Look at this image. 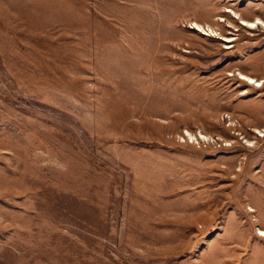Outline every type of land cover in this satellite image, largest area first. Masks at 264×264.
Here are the masks:
<instances>
[{"label": "rangeland", "instance_id": "obj_1", "mask_svg": "<svg viewBox=\"0 0 264 264\" xmlns=\"http://www.w3.org/2000/svg\"><path fill=\"white\" fill-rule=\"evenodd\" d=\"M257 19L264 0H0V264H264Z\"/></svg>", "mask_w": 264, "mask_h": 264}, {"label": "bare ground", "instance_id": "obj_2", "mask_svg": "<svg viewBox=\"0 0 264 264\" xmlns=\"http://www.w3.org/2000/svg\"><path fill=\"white\" fill-rule=\"evenodd\" d=\"M240 25L244 28L249 29V30H254L255 28H258V27H264V22L261 21L260 19H257V20L251 21V22H248L245 20H240ZM196 27H197L196 29H198L199 31L202 30L200 27H198V26H196ZM229 41H231V40H226V42H229ZM239 80L245 82L249 86H257V87L260 86V84H258L257 81L253 80L251 77H247V76L242 75V74H239ZM250 211H251V209H250ZM258 235L264 237V233H262V232H259Z\"/></svg>", "mask_w": 264, "mask_h": 264}]
</instances>
